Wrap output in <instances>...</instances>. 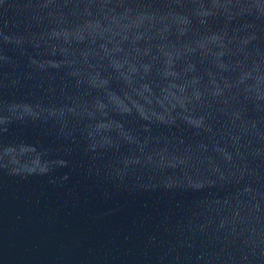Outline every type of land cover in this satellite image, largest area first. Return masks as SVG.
<instances>
[{
    "label": "water",
    "instance_id": "water-1",
    "mask_svg": "<svg viewBox=\"0 0 264 264\" xmlns=\"http://www.w3.org/2000/svg\"><path fill=\"white\" fill-rule=\"evenodd\" d=\"M0 264H264V0H0Z\"/></svg>",
    "mask_w": 264,
    "mask_h": 264
}]
</instances>
